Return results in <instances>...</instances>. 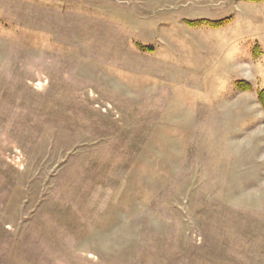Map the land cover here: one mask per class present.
Returning <instances> with one entry per match:
<instances>
[{"label":"rangeland","instance_id":"rangeland-1","mask_svg":"<svg viewBox=\"0 0 264 264\" xmlns=\"http://www.w3.org/2000/svg\"><path fill=\"white\" fill-rule=\"evenodd\" d=\"M262 89L264 0H0V264H264Z\"/></svg>","mask_w":264,"mask_h":264},{"label":"trees","instance_id":"trees-1","mask_svg":"<svg viewBox=\"0 0 264 264\" xmlns=\"http://www.w3.org/2000/svg\"><path fill=\"white\" fill-rule=\"evenodd\" d=\"M225 21H215V22H211V21H204V23H207L209 24L210 26L212 27H219V26H222L224 24ZM203 21H197V22H192V21H189V24L192 25V26H198L200 24H202ZM237 86L239 89L241 90H250L251 89V85L245 81H238L237 82ZM257 98H258V101L259 103L261 104L263 110H264V89L260 90L258 92V95H257Z\"/></svg>","mask_w":264,"mask_h":264}]
</instances>
